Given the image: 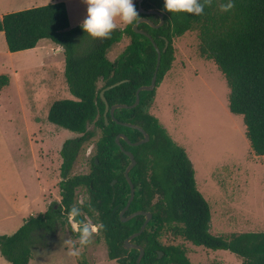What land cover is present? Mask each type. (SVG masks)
Returning <instances> with one entry per match:
<instances>
[{"label": "trees", "instance_id": "1", "mask_svg": "<svg viewBox=\"0 0 264 264\" xmlns=\"http://www.w3.org/2000/svg\"><path fill=\"white\" fill-rule=\"evenodd\" d=\"M139 17L158 24L156 13ZM233 6L223 11L229 0H210L203 13L163 11V0H142L145 10L155 9L163 23L152 27L141 22L138 28L148 32L162 50L153 90L140 91V101L132 108H116L113 116L104 115L105 103L100 91L119 80L126 81L104 92L109 105L135 101L136 90L151 83L156 68L157 51L146 35L135 32L132 25L116 27L108 38H95L84 32L81 24L70 29L64 1L8 12L0 17L7 48L17 52L33 48L41 39L60 45L64 54V77L73 98L54 100L47 119L78 135L67 138L61 148L60 200L44 212L31 214L11 234H0V253L9 264H29L36 249H47L51 239L62 232L78 237L72 222L102 224L97 232L104 240L108 259L115 264H136L139 250L124 248V241L143 224L146 216L137 215L122 221L120 211L130 196L125 169L130 163L116 142L119 133L130 141L143 138L140 130L120 124L141 126L149 140L129 145L120 138L122 147L131 151L136 164L129 176L135 195L124 216L137 210L152 214L145 229L131 241L143 247L139 264H195L182 243L164 242L163 237L181 238L193 245L224 249L235 253L243 264H264V231L232 232L217 235L210 231L212 212L208 200L197 188L193 164L183 146L170 136L165 126L152 113L156 89L172 67L173 40L187 31L198 33L197 50L201 57L214 61L229 88L228 109L241 115L245 135L253 154L264 155V0H231ZM123 36L129 42L114 59L108 52ZM85 41V42H83ZM10 77L0 74V90ZM92 124L100 134L94 142L89 168L73 173ZM115 180L114 184L112 181ZM86 195L80 200L78 194ZM72 207L80 214L69 220ZM162 251L161 257L158 252Z\"/></svg>", "mask_w": 264, "mask_h": 264}, {"label": "rangeland", "instance_id": "2", "mask_svg": "<svg viewBox=\"0 0 264 264\" xmlns=\"http://www.w3.org/2000/svg\"><path fill=\"white\" fill-rule=\"evenodd\" d=\"M84 4L83 0L68 3L70 29L85 17L84 9L77 7ZM120 22L119 17L114 19V23ZM128 42L123 36L108 57L116 58ZM198 42L196 30L174 38L172 67L157 88L152 112L185 148L193 164L197 188L210 204L211 233L264 231V155L253 154L242 116L228 109L224 75L214 61L199 55ZM2 45L0 73H7L10 83L0 90V209L10 206L2 203L9 198L17 209L13 211L11 203L5 214L10 219L0 215V234H11L29 215L44 212L60 200V148L67 138L78 134L47 119L54 100L73 98L64 77L63 49L43 39L35 49L9 55ZM88 129L90 135L73 173L88 171L100 134L92 124ZM78 196L86 198L83 190ZM70 241L78 246V237L68 232L55 235L47 249L35 250L29 264H115L108 259L98 232L79 257L68 254ZM163 241L182 243L195 264H243L242 258L228 250L193 245L170 235ZM0 264H9L1 253Z\"/></svg>", "mask_w": 264, "mask_h": 264}, {"label": "clouds", "instance_id": "3", "mask_svg": "<svg viewBox=\"0 0 264 264\" xmlns=\"http://www.w3.org/2000/svg\"><path fill=\"white\" fill-rule=\"evenodd\" d=\"M87 5L86 16L81 22L84 32L95 38H108L112 30L116 28L114 19L119 17L125 25H132L138 21L139 13L133 0H83ZM210 0H163V11L171 13L187 12L195 15L203 13L204 7ZM229 3L221 5L223 11L231 9ZM80 214V209L72 207L69 213V220L73 221ZM72 230L77 232L78 246L75 241H70V256L79 257L81 250L91 243L93 233L103 227L102 224H89L86 222H73Z\"/></svg>", "mask_w": 264, "mask_h": 264}, {"label": "water", "instance_id": "4", "mask_svg": "<svg viewBox=\"0 0 264 264\" xmlns=\"http://www.w3.org/2000/svg\"><path fill=\"white\" fill-rule=\"evenodd\" d=\"M141 2L142 0H138L137 1V6H138V10L141 12V13H148V14H151V13H156L160 16V21L158 24H153L151 23L150 21H148V19H146L145 17H140L138 19V21L136 23L133 24V30L135 32H138V33H141V34H144L146 35L148 38H150L151 42L153 43L156 51H157V61H156V68H155V71H154V74L152 76V79H151V83L148 84V85H141L137 88L136 90V94H135V101L128 105V104H123V103H117V104H113V105H109V103L107 102V99L104 95V92L116 85H119L120 83L126 81V79H123V80H119L113 84H110L108 86H106L105 88H103L101 91H100V97L101 99L104 101L105 103V110H104V115L106 116V113L109 111L110 114L113 116V113H114V110L116 108H132L134 106H136L139 101H140V91L142 90H153L155 88V84H156V78H157V69L159 67V64H160V59H161V52L166 50V47L168 45V41L165 42V46L163 47V49L161 50L155 43L154 39L151 37V35L142 30V29H139L138 28V24L141 23V22H148L150 24V26L152 27H159L160 25H162L163 23V15L162 13H160L158 10H155V9H151V10H145L142 8L141 6ZM116 122L120 123V124H123V125H126V126H130V127H133V128H136L138 130H140L143 134V138L138 140V141H135V142H132L130 141V139L123 133H119L117 134L116 136V142L117 144L120 146L121 150H123V152L129 156L130 158V163L128 164V166L126 167L125 169V177L129 183V186H130V196H129V199L126 203V205L124 206V208L120 211V218L122 221H128L129 219L137 216V215H145L146 218L143 222V224L141 225L140 229L137 231V232H134L133 234H131L128 238L125 239L124 241V248L125 249H129V248H135V249H138L139 250V255L136 259V264H139L140 263V260L144 254V249L142 246L136 244V243H133L131 240L135 237H137L139 234H141V232L145 229L147 223L150 221L151 217H152V214L151 212L149 211H144V210H137V211H134L132 213H130L129 215L127 216H124V213L126 212V210L128 209L132 199L134 198V195H135V186L133 184V182L131 181V178L129 176V171L130 169L136 164V159L134 157V154L129 151V150H126L122 147L121 143H120V138L124 139L126 141L127 144L129 145H139L141 143H144V142H147L149 140V134L139 125H136V124H133V123H130V122H123V121H118L116 120L115 118H113ZM115 180L112 181V184H114ZM163 254L162 251H159L158 252V257H161ZM166 264H178L176 262H168Z\"/></svg>", "mask_w": 264, "mask_h": 264}, {"label": "crops", "instance_id": "5", "mask_svg": "<svg viewBox=\"0 0 264 264\" xmlns=\"http://www.w3.org/2000/svg\"><path fill=\"white\" fill-rule=\"evenodd\" d=\"M54 1H64L65 2V4H66V6H67V8H68V3L69 2H71V1H74V0H0V17H2L4 14H6V13H8V12H12V11H16V10H20V9H25V8H29V7H34V6H38V5H43V4H46V3H49V2H54ZM85 5V4H84ZM80 6V5H77V7L79 8H83L84 9V11H85V16H86V8H85V6ZM84 18L85 17H82L80 20H84ZM69 21H70V19H69ZM81 21V22H82ZM116 24V27H119V28H123L124 26H125V24L123 23V22H120V23H115ZM0 37H1V41H0V43H1V45H2V43H3V47L6 49L7 48V45H6V42H5V37H4V33H3V31H0ZM41 40H43V39H41ZM40 40V41H41ZM40 41L37 43V45L35 46V47H33V48H30V49H35V48H37L38 47V45H39V43H40ZM56 48L57 49H62V47L60 46V45H57L56 46ZM30 49H25V50H21V51H19V52H23V51H26V50H30ZM60 51H62V50H60ZM18 52V51H17ZM6 53L7 54H9V55H12L11 53H13V52H10L9 50H8V48H7V50H6ZM1 73H5V72H1ZM0 73V74H1ZM7 74V73H6ZM165 79V78H164ZM164 79H163V81H164ZM162 81V82H163ZM161 82V83H162ZM10 83V82H9ZM160 83V84H161ZM9 85V84H8ZM7 85V86H8ZM160 86V85H159ZM158 86V87H159ZM6 87V86H5ZM157 87V88H158ZM156 96H157V89H156ZM156 96H155V100H156ZM154 103H155V101H154ZM154 103H153V106H154ZM153 106H152V108H153ZM152 108H151V111H152ZM153 113V112H152ZM0 182H1V179H0ZM8 195H5V197H7ZM8 201V202H7ZM3 205H6L7 203L8 204H10V206H8V207H12L11 206V203L13 204V207H14V210L13 211H16V209H17V203H14V202H12V200H10V198H9V200H3ZM0 204H1V202H0ZM8 207L3 211L2 210V208L0 209V215H4V218H6V219H10L7 215H5V214H9V210H8Z\"/></svg>", "mask_w": 264, "mask_h": 264}, {"label": "bare ground", "instance_id": "6", "mask_svg": "<svg viewBox=\"0 0 264 264\" xmlns=\"http://www.w3.org/2000/svg\"><path fill=\"white\" fill-rule=\"evenodd\" d=\"M221 127V126H220ZM232 127V126H231ZM245 131V130H244ZM240 136V135H239Z\"/></svg>", "mask_w": 264, "mask_h": 264}]
</instances>
